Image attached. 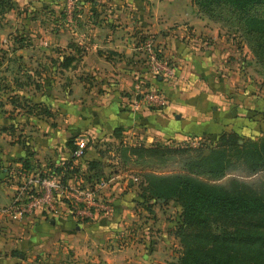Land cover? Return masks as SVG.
<instances>
[{"label":"crops","instance_id":"obj_1","mask_svg":"<svg viewBox=\"0 0 264 264\" xmlns=\"http://www.w3.org/2000/svg\"><path fill=\"white\" fill-rule=\"evenodd\" d=\"M74 1L80 3V10L73 16L67 9L62 13L67 25L64 27L66 32L62 31L67 35L62 52L73 55L74 59L67 67L52 64V68L62 71V82H65L62 91L48 102L44 100L42 90L34 97L49 110L57 112L59 118L44 117L21 108H16L13 113L7 111L10 117L7 114L0 117V160L5 162L8 171L0 176L1 197L9 200L19 191V185L45 164L64 162L69 155L67 140L75 134H84L87 138L84 154L77 162L81 171L89 159L101 163L112 160L110 147L117 142L112 133L116 128L123 142L144 145L155 141L178 143L191 138L201 141L206 138L212 143L221 131H233L242 138L264 136L263 93L255 90L253 81L243 75L249 63L255 68L261 67L237 36L231 34L228 37L226 29L197 12L191 0H106L109 8L102 14L95 13L93 7L103 6L105 0H91L88 11L82 9L89 0ZM20 4V0H13V7L6 9L2 16L9 12L16 14ZM66 20H72L73 24ZM146 34L159 44L163 56L173 67V77L153 81L146 75L144 58L136 46L138 37ZM26 46L31 47L27 43L11 49L18 52V60L19 56H24L22 51ZM75 49H81L79 56ZM241 52L246 57H242ZM237 59L238 68L233 64ZM9 60L13 62L12 58ZM15 65L18 70L21 63ZM13 76V80L6 81L9 85L6 88L32 96L26 93L28 87L23 91L20 89L27 86L26 78L21 81L18 75ZM141 88L158 90L163 102L134 107L135 93L141 92ZM9 123L17 134L26 131L27 154L18 138L14 139L7 132L5 126L10 127ZM23 156L30 169L25 175L15 177L21 168L19 158ZM109 166L104 163L102 166L110 177L103 196L110 200L112 216L117 218L126 215V208L132 203V198L117 197L122 195L121 189L126 185L124 176L131 175ZM78 177L86 182L81 180V175ZM61 209L57 207V211L50 213L33 211L27 216L32 220L31 229L50 228L57 220L62 224ZM107 216H96L94 226L97 233L102 231L110 236L109 229L119 226L120 222L111 223ZM37 230L28 239L29 244L44 239L42 234L45 232ZM106 236L98 235L97 239L101 241L108 238ZM34 246L31 244V248ZM98 249L105 252L100 246ZM156 251L144 253L140 247L137 251L125 248L114 256L103 258L106 264H158L162 259Z\"/></svg>","mask_w":264,"mask_h":264},{"label":"rangeland","instance_id":"obj_2","mask_svg":"<svg viewBox=\"0 0 264 264\" xmlns=\"http://www.w3.org/2000/svg\"><path fill=\"white\" fill-rule=\"evenodd\" d=\"M66 1L20 0L21 4L18 5L19 9L16 11V14L9 12L7 15L0 16V26L2 27L0 29V117L4 114L10 117L7 111L13 113L16 108H21L25 111H35L39 103L46 106L37 98H34L39 95V91L41 90L43 91L46 102L52 101V97L56 99L57 95L54 96V94H57L60 90L62 91V83L64 82H62V71L57 70L58 68H52L54 66L52 64H55L57 67V63L61 61L62 55L65 54L62 52L64 51L62 45L67 41V35H64L62 31L66 32L64 27L67 25L65 26L62 13L64 9H67L71 16H73V13L80 10L78 7L80 3L78 4L74 0L69 3ZM90 1L84 4L82 10H89ZM93 8L95 13L98 14L99 12L102 14L108 11L107 9L109 7L105 0L103 6H94ZM66 21L70 25L73 24L72 20ZM231 34L233 33L228 32V37ZM15 36L23 37L22 44L28 43L31 45V47L26 46L27 48L25 50L23 49L22 53H24V56H21V58L19 56V60L16 58L18 52L11 50L16 45H20L13 39ZM146 36L151 35L146 34ZM152 39L155 42L153 37ZM156 44L159 45L158 43ZM80 50L78 49L76 52L77 56L80 55ZM139 51L144 58L145 68L147 67L146 75L152 79L147 60L143 52L141 50ZM241 55L242 57H246L242 52ZM32 57L35 58L33 59ZM162 57H164L163 54ZM10 58L13 59V62L9 60ZM245 60L247 59L244 58ZM17 62L21 63L18 70L15 65ZM168 63L170 64L169 61ZM233 64L238 68L239 60H235ZM247 65L245 67L246 71L243 70V75L248 76L249 81H253L254 83V89L262 92L264 96V69L255 68L250 63ZM13 74L18 75L17 77L21 78V81H25L24 78H26L28 82H26L27 86L21 87L20 89L23 91L28 87L26 93L32 96H25L26 94L13 92L11 89L4 87V85L9 86L6 84L7 80L14 79ZM169 78L171 77H166L165 79ZM55 81L57 83H54ZM46 90L49 92L46 93ZM141 90L146 91L144 88H141ZM150 92L158 94V90L155 89H151ZM49 111V116H52L51 118H59L57 112ZM53 112L55 113L53 114ZM44 117L47 116L44 115ZM46 121L49 120L46 119ZM51 123L55 124L56 122L52 121ZM9 125L11 128L7 125L5 126L7 132L12 134L15 137L12 136L14 139L18 138L19 142L22 140L23 143L20 142L22 147L29 150L26 131L17 134L12 124L9 123ZM198 142L207 145L210 141H206V138L202 141L198 138H191L181 140L178 143H166L171 145L183 146L184 144H189L195 146ZM110 149L113 155L112 160L103 163L106 166L110 165L109 167L111 169L127 171L131 175L124 176V178H127L126 185L121 189L120 193L123 192L122 195L118 194L117 197L119 196V198L123 199L132 198L130 199L132 203L126 208V215H119L117 218L113 217L112 207V212L107 216V219L111 223L114 221L120 222L119 226L115 225L113 226L114 228L111 227L112 230L109 229V232L112 234L106 236L108 234H103L101 233L102 231L97 233L94 226L96 218L88 220L77 219L68 211L69 203L63 197L62 204H57L59 209L62 208L59 211L62 212V224L57 220L56 223L54 221L55 225H51L50 228L46 226V229L43 227L39 230H32V220H29L27 216L33 211L41 212V210L34 209L31 213L22 216L21 220H18V218L15 220L3 209V207L10 204L12 196L9 200L0 196V264H106V259L103 258L105 255L114 256L113 254L117 253V251L125 248L137 251L138 247L144 253L145 251L148 253L157 250V256L159 258L161 257L163 261V263L161 261L158 264H166L169 260L177 259L181 251L179 234H177V226L180 223V205L176 200L164 197L155 198L154 196H150V198L146 199L143 196L145 199L141 201L139 193L142 192L141 188L145 184V178L143 177L145 174L164 175L171 173L178 169L182 156L172 154L165 156L164 159L158 157H139L137 160H127L124 162L118 157V152H115L113 146ZM201 152H205V150L203 149ZM185 154H195V151L188 150ZM75 161L74 163L78 165V160L76 159ZM4 163L0 160V176L8 172L6 169L7 166ZM20 170L26 172V169L20 168L15 174L13 173L15 177L16 175H20L18 173ZM77 171L81 173L80 169H77ZM35 172L38 171L35 170L34 175L36 174ZM104 173L107 172L104 171ZM7 178L12 179L11 177ZM201 178L206 179L204 177ZM68 179H70L68 182L72 183L77 181L79 177L66 178L65 181ZM230 179H234V181H229ZM208 181L221 184V186L227 188L241 186L243 189L258 192L264 189V173L246 175L243 172L235 170L225 173L218 179ZM230 225H237L242 229L244 228L241 226L242 223L224 225L217 222H211L210 228L213 232H220L231 229ZM100 229L102 230V228ZM35 230L37 232L40 231V233L45 232L42 234L44 237L41 236L44 239L34 240L31 244L35 246L31 248L28 239L32 237ZM163 232L165 233L163 234ZM98 235L101 238L105 236L108 238L100 241L97 239ZM99 246L105 252H100L98 249ZM11 251H14L15 255H12Z\"/></svg>","mask_w":264,"mask_h":264},{"label":"trees","instance_id":"obj_3","mask_svg":"<svg viewBox=\"0 0 264 264\" xmlns=\"http://www.w3.org/2000/svg\"><path fill=\"white\" fill-rule=\"evenodd\" d=\"M191 3L201 15L219 22L226 31L237 36L255 63L264 69V0H191ZM12 7L13 0H0V16ZM145 37L140 35L136 46ZM13 39L22 45L23 37L15 36ZM73 59V55L64 54L58 65L67 67ZM151 78L153 81L162 79L155 75ZM33 112L50 115L47 106L41 103ZM118 131L117 128L112 131L117 139L113 149L124 162L139 157L164 159L172 154L182 156L178 169L171 173L145 174V184L139 193L141 201L150 196L164 197L172 198L180 205L177 234L181 251L176 260H169L166 264H264V189L258 192L241 186L227 188L208 181L235 170L246 175L264 173L263 135L252 139L242 138L233 131H221L207 145L198 142L195 146H181L159 141L144 145L141 142H123ZM73 136L67 140L69 150ZM20 142L23 143L22 140ZM203 149L205 152H201ZM188 150L195 151V154H185ZM24 151L27 154L28 150ZM19 161L21 169L27 171L30 168L26 156L20 157ZM102 166L103 163L97 159H89L84 170L78 173V165L67 157L61 164L47 163L37 171L41 173L47 169V172L57 174L62 170V181L81 175L89 182L108 174L104 173ZM211 222L224 225L242 223L244 228L230 225L229 230L213 232ZM11 254L15 255V252L11 251Z\"/></svg>","mask_w":264,"mask_h":264},{"label":"built area","instance_id":"obj_4","mask_svg":"<svg viewBox=\"0 0 264 264\" xmlns=\"http://www.w3.org/2000/svg\"><path fill=\"white\" fill-rule=\"evenodd\" d=\"M137 48L141 50L147 60L148 69L151 75L159 78L172 77L174 75L173 67L162 57L160 47L153 41L151 36H146ZM133 106L141 104H161L162 96L153 94L150 91H141L135 93ZM87 138L84 134H76L71 139L72 148L69 155L73 161L78 159L86 146ZM20 175L26 172L20 170ZM27 181L19 185L18 192L12 195L9 205L3 207L5 212L16 219L31 213L34 209H40L42 212H54L57 204H62V197L66 198L69 205L68 211L77 219L88 220L98 215H109L112 212L110 200L103 196V190L108 186L110 180L109 174L99 176L89 182L77 180L75 182L62 181V170L57 174L46 171L35 172ZM31 182V183H30Z\"/></svg>","mask_w":264,"mask_h":264},{"label":"water","instance_id":"obj_5","mask_svg":"<svg viewBox=\"0 0 264 264\" xmlns=\"http://www.w3.org/2000/svg\"><path fill=\"white\" fill-rule=\"evenodd\" d=\"M20 256V255H19Z\"/></svg>","mask_w":264,"mask_h":264}]
</instances>
